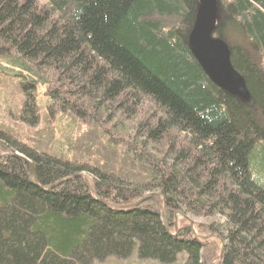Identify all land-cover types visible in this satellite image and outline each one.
<instances>
[{"label":"trees","instance_id":"trees-1","mask_svg":"<svg viewBox=\"0 0 264 264\" xmlns=\"http://www.w3.org/2000/svg\"><path fill=\"white\" fill-rule=\"evenodd\" d=\"M198 2L0 0L18 122L35 128L45 98L65 123L59 156L0 130V264H92L135 247L160 264H264V0H219L214 36L248 103L188 50Z\"/></svg>","mask_w":264,"mask_h":264},{"label":"water","instance_id":"water-1","mask_svg":"<svg viewBox=\"0 0 264 264\" xmlns=\"http://www.w3.org/2000/svg\"><path fill=\"white\" fill-rule=\"evenodd\" d=\"M222 16L223 9L219 0H199L194 22L187 36V47L198 67L216 88L240 102L248 103L250 96L245 81L231 65L228 45L223 39L214 36ZM13 156L29 163L23 156ZM149 197L158 198V195ZM161 220L163 221V215ZM221 247L223 249L224 243Z\"/></svg>","mask_w":264,"mask_h":264},{"label":"rangeland","instance_id":"rangeland-1","mask_svg":"<svg viewBox=\"0 0 264 264\" xmlns=\"http://www.w3.org/2000/svg\"><path fill=\"white\" fill-rule=\"evenodd\" d=\"M19 81L11 80L6 77L5 71L2 70L0 64V130H7L11 133L19 135L25 143L33 145L43 151H47L49 154L59 156L62 153L60 148L65 142V123L60 115L50 114L45 108L46 101L42 98L41 106L38 102L40 120L38 125L34 128L24 123H19L17 117V111L22 104L21 100L23 95L19 90ZM11 101L17 104V109L14 110ZM8 102V103H7ZM53 113V112H52ZM16 115V116H15ZM15 116V117H14ZM22 127V128H21ZM21 132V133H19ZM30 136V137H29ZM16 156H22L20 154H14ZM1 157H6L2 155ZM209 222L210 220L195 219L191 221L195 222ZM92 264H160L157 261L144 260L141 261L137 257V248L135 247L131 254L125 259H117L109 257L102 261H94ZM173 264H183L181 256L177 257Z\"/></svg>","mask_w":264,"mask_h":264}]
</instances>
